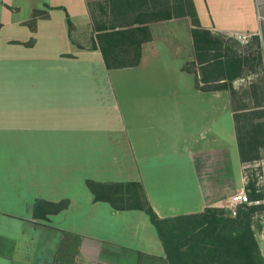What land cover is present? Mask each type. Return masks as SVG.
<instances>
[{"label":"crops","instance_id":"0c3cea01","mask_svg":"<svg viewBox=\"0 0 264 264\" xmlns=\"http://www.w3.org/2000/svg\"><path fill=\"white\" fill-rule=\"evenodd\" d=\"M134 1L0 0V264H178L144 211L94 201L87 181L139 185L157 220L233 219L230 197L248 195L229 94L195 86L188 18L135 26L136 64L105 67L89 7ZM189 1L196 29L264 34V0ZM249 208L264 264V211Z\"/></svg>","mask_w":264,"mask_h":264},{"label":"rangeland","instance_id":"374dc122","mask_svg":"<svg viewBox=\"0 0 264 264\" xmlns=\"http://www.w3.org/2000/svg\"><path fill=\"white\" fill-rule=\"evenodd\" d=\"M89 10L93 28L100 32V35H95L97 43L107 50H112V53H109V63L112 65L134 62V42L144 36L135 30V26H144L148 22L165 18L185 17L192 22V11L187 0H137L94 4ZM119 32L122 34H114ZM106 34H112V39L104 36ZM198 40L194 58L199 65L197 69L200 83L196 80L195 86L202 90L224 89L228 92L234 111L240 159L244 167L245 190L248 191L249 197H256V189H261L264 183V34L260 39L257 36L250 37L246 44H239L232 38L209 32L208 35L201 34ZM216 58L223 61L230 58L239 61L236 72L239 78L232 81L220 80L221 77L212 72V67L209 66L210 59ZM186 69L195 72L196 66L193 63L188 64ZM129 188L131 193H134L135 190ZM121 191L124 193L125 188H121ZM136 193L139 196V192ZM106 196L116 206L131 203L124 194L118 199L112 192ZM139 202L143 203L142 197ZM216 214L221 217L224 213L217 211ZM199 221L198 218L158 220L157 229L169 250L178 246L179 251H183L185 246L196 240L194 229L198 228ZM210 231L223 247L226 234L222 222L218 226H210ZM219 251L221 253H218L216 263L230 264V254L221 247ZM172 256L178 264H187L189 259L185 254ZM236 260L239 264V259L236 258L233 264H236ZM196 264H201L200 260Z\"/></svg>","mask_w":264,"mask_h":264},{"label":"trees","instance_id":"16d2710c","mask_svg":"<svg viewBox=\"0 0 264 264\" xmlns=\"http://www.w3.org/2000/svg\"><path fill=\"white\" fill-rule=\"evenodd\" d=\"M187 1L192 11V6L190 4V1L189 0ZM38 14L40 13H38L37 11L34 12L32 18H34ZM66 23H67V27L70 28V24L67 19H66ZM191 24L194 27V29L191 30V37H192L193 47L195 50V47L199 42L198 39L201 37V34L208 35V32L195 28L196 20L193 12H192ZM135 30L139 31L144 36L142 37L141 40H137L134 42L135 60L132 64H136L137 62L140 43L148 39L146 28L140 27ZM114 34L119 35L122 34V32L114 33ZM104 36H106L109 39H112L113 35L106 34ZM98 49L102 56L105 67L106 68H111V66L113 67L114 65L109 63V53L111 54L112 50H107L105 47H103L100 44H98ZM209 66L212 67V72H214L215 74L221 77L220 80L232 81L235 78H239V75L236 74L239 68V61H234L231 58L223 61L221 59L216 58L213 60L210 59ZM86 187L91 192L94 201L107 202L115 209H137L144 211L149 217L150 222L157 229L158 220L156 219L155 215L146 204L139 185L133 183L98 184L87 181ZM123 187L125 188L124 193L121 191V188ZM129 187H132L135 190L134 193H131ZM137 191L139 192V196H137L136 193ZM109 192H112V194L116 196L115 198L117 199L120 198L122 194H124L127 197V201H131V203L125 206L124 205L116 206L115 204H113L111 199L106 196ZM258 196L259 194L256 197ZM138 197L139 198L142 197L143 199L142 204H140ZM256 197H249V198L254 199ZM41 204H42L41 202L36 201L33 205V210H34V216L38 215L40 216V218H43L44 213H41L40 210ZM51 206L53 207L52 212H56L59 209L64 208V204L51 205ZM242 209H245L246 212L248 211L247 213L251 211L249 207L248 208L243 207ZM216 212L217 211L213 209H205L202 214L194 216L195 218H198L200 220L198 228L194 229V233H195L194 236L196 240L192 241L189 245L185 246L183 251H179L178 246L171 248L169 250L165 245L164 241L162 240L161 235L159 234L168 258L170 253L185 254L188 255L189 258L187 264H196V262H198L199 260L201 264H218L216 263V259L219 258L218 253H221L219 251L221 247L222 250L224 248V251H227L230 254L232 259V262H230V264H233L235 262L234 261L235 258L239 259V264H263L253 240L251 239L249 233L246 231V222H245L246 212L240 213V211L237 210L236 215L233 217V219L225 218L223 217V214H221V217H217ZM220 222H222L226 234L225 237L223 238V240L225 241L223 247L220 246L219 244L220 242L218 243L216 238H214L211 235V231H210V226H218ZM237 261L238 260H236V264H238Z\"/></svg>","mask_w":264,"mask_h":264},{"label":"built area","instance_id":"2783aa9c","mask_svg":"<svg viewBox=\"0 0 264 264\" xmlns=\"http://www.w3.org/2000/svg\"><path fill=\"white\" fill-rule=\"evenodd\" d=\"M249 38L250 37L247 35H236L234 40L239 44H246ZM255 192L259 194V196L254 199H250L248 195L242 191L231 196L226 206L229 216L234 217L238 207H258L264 211V193L259 191V189Z\"/></svg>","mask_w":264,"mask_h":264}]
</instances>
